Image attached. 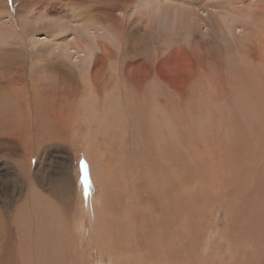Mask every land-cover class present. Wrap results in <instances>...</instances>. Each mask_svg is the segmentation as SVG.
<instances>
[{
    "label": "rangeland",
    "instance_id": "374dc122",
    "mask_svg": "<svg viewBox=\"0 0 264 264\" xmlns=\"http://www.w3.org/2000/svg\"><path fill=\"white\" fill-rule=\"evenodd\" d=\"M44 1L0 0V264H264V0Z\"/></svg>",
    "mask_w": 264,
    "mask_h": 264
},
{
    "label": "bare ground",
    "instance_id": "6f19581e",
    "mask_svg": "<svg viewBox=\"0 0 264 264\" xmlns=\"http://www.w3.org/2000/svg\"><path fill=\"white\" fill-rule=\"evenodd\" d=\"M40 1V0H39ZM41 1H44V0H41ZM58 1V3H59V5H60V7H63V6H65V5H68V3H67V1H65V0H57ZM61 1H64V2H66V4H62L61 3ZM84 1V0H83ZM86 1V0H85ZM45 2V1H44ZM43 2V3H44ZM52 2V1H51ZM75 2V1H74ZM73 2V3H74ZM88 2V1H87ZM158 2V1H157ZM46 3H47V1H46ZM45 3V4H46ZM61 3V4H60ZM42 4V3H41ZM43 5V4H42ZM47 5V4H46ZM48 6V5H47ZM73 6V5H72ZM178 6V5H177ZM67 7V6H66ZM139 7V6H138ZM142 7V6H141ZM141 7H140V9H141ZM144 7V6H143ZM142 7V8H143ZM180 8V7H179ZM64 9H65V7H64ZM107 9V8H106ZM105 10V9H104ZM45 11L44 10H41L39 13H37V14H35V15H33L32 14V19L33 18H35L34 20H35V22L34 23H37L36 21H43V23L44 22H46L47 23V21H48V19L50 18H48V16L47 15H45V14H47V13H44ZM71 12V11H70ZM192 12V11H191ZM50 13V12H49ZM80 13V12H79ZM83 13V12H82ZM74 14V13H73ZM84 14H85V12H84ZM106 15V14H105ZM64 16V15H63ZM82 16V15H81ZM65 17V16H64ZM91 17V16H90ZM186 17H188V16H186ZM72 18H76V16L75 15H72ZM78 18V17H77ZM76 18V19H77ZM82 18V17H81ZM31 19V20H32ZM64 20V19H63ZM52 21V20H51ZM48 22L49 23V26L50 27H55V24L56 25H58V27L59 28H62L63 30L62 31H68V30H70L69 29V26H67L66 24H61V23H57V22H55V21H52V22ZM10 22V21H9ZM94 22V21H93ZM31 24H32V22H30ZM41 23V22H40ZM71 23H72V21H71ZM74 25H77L76 24V22L75 23H73ZM104 26V25H103ZM198 26V25H197ZM47 27V26H46ZM75 27V26H74ZM103 28V29H102ZM108 28V27H107ZM107 28H105V27H101V29H99L98 31L100 32L101 30V32H106L107 31ZM122 28V27H121ZM167 28V27H166ZM52 29V28H51ZM50 29V30H51ZM49 30V31H50ZM53 30V29H52ZM73 30V31H72ZM12 31V30H11ZM11 31L9 30V27L7 26V27H5V28H3V29H1L0 30V35H3L4 37H8V34H9V32L11 33ZM36 31V30H35ZM220 31V30H219ZM54 32V31H53ZM52 32V33H53ZM71 32L75 35V39L73 40V43L75 44V40H78V50H79V47L80 48H82V47H84V46H86L88 43H89V46L91 45V43L93 42V40L95 39V38H97L96 37V29H95V33L94 32H92L91 31V28H90V24H78V26L77 27H75V28H72L71 27ZM124 32V31H123ZM12 33H13V31H12ZM50 33V32H49ZM110 32H108V34H109ZM91 34V35H90ZM95 34V36H93ZM107 34V33H106ZM10 35V34H9ZM33 35V34H32ZM12 36H14V35H12ZM98 36V35H97ZM99 37V36H98ZM48 38V37H47ZM94 38V39H93ZM100 38V37H99ZM103 39V38H102ZM101 39V40H102ZM95 41V40H94ZM33 42V41H32ZM30 43V42H29ZM77 43V42H76ZM135 43H138L137 41H135ZM32 44V43H31ZM43 44V42L41 41V45ZM45 44H48V41H47V43H45ZM45 44H43V45H45ZM71 44L72 43H67V44H65L64 45V47L62 48V51L61 52H58L57 53V58L55 59V58H51L50 60H53L52 62H53V64H55L56 66H57V68H56V70H59V68L62 66V64L61 63H59V60H61L62 61V58H68V56L67 55H64V56H62V52L64 51V50H66V48H68V47H72V49H73V46H71ZM95 44H97V40H96V43ZM130 44H131V42H130ZM133 45V44H132ZM131 45V46H132ZM32 46V45H31ZM94 46V45H93ZM50 47V52H52L53 51V49H52V45L51 46H49ZM77 47V46H76ZM98 47V46H97ZM17 48V47H16ZM33 48V47H32ZM54 48V47H53ZM99 48H100V46H99ZM131 48H133V47H131ZM45 49V48H44ZM43 49V50H44ZM54 49H56V48H54ZM85 49H87L86 47H85ZM90 49V52L89 53H91L95 48H89ZM125 49H127V48H125ZM128 49H129V47H128ZM13 50V49H12ZM96 50H97V48H96ZM96 50H94V51H96ZM99 50V49H98ZM106 50V49H105ZM46 51V50H45ZM44 51V52H45ZM55 51V50H54ZM80 51V50H79ZM82 51V50H81ZM94 51H93V53H94ZM43 52V51H42ZM42 52H40V54L42 53ZM102 52V51H101ZM77 53V52H76ZM88 53V50H87V54H89ZM38 54V53H37ZM48 54V53H47ZM47 54H45L46 56H47ZM54 54V53H53ZM104 54V53H103ZM121 54H123V53H121ZM126 54V53H125ZM106 55H108L109 56V54H106ZM39 56V55H38ZM37 56V57H38ZM50 56H52V54H50ZM114 56H117V55H114ZM42 57V56H41ZM129 57V56H128ZM43 58V57H42ZM41 58V59H42ZM64 58V59H65ZM109 58H110V56H109ZM36 59H38V58H36ZM118 60V59H117ZM42 61H43V59H42ZM47 61H49V60H47ZM126 61H128L127 59H126ZM45 62V61H44ZM51 62V61H50ZM49 64V63H48ZM20 65V64H19ZM40 65V64H39ZM50 65H51V63H50ZM49 65V66H50ZM42 66H43V64H42ZM48 66V65H47ZM131 67V66H130ZM35 68V67H34ZM44 68V70H45V68L46 67H43ZM4 69V68H3ZM131 69V68H130ZM67 70V69H66ZM3 71V70H2ZM49 72V71H48ZM62 72V71H61ZM3 73V72H2ZM5 74V73H4ZM49 74H50V72H49ZM59 74V73H58ZM58 74H57V76H58ZM2 75V74H1ZM121 76V75H120ZM59 78V77H58ZM57 78V79H58ZM63 78V77H62ZM63 80V79H62ZM4 82V81H3ZM6 82V81H5ZM14 84V83H13ZM10 85V84H9ZM9 85H5L4 87H3V89L5 90V88H9ZM12 88V87H11ZM2 89V88H1ZM9 91V90H8ZM12 91V90H11ZM12 93V92H11ZM3 95V94H2ZM26 98V97H25ZM21 99V98H20ZM24 99V98H23ZM257 99V98H256ZM22 101V100H21ZM257 101V100H256ZM262 99L260 98V96H259V99H258V101H257V103H255L256 104V106L257 105H259V106H264L263 104H264V101H262ZM21 103V102H20ZM25 104V103H24ZM9 106V105H8ZM261 106V107H262ZM63 108V107H62ZM64 109V108H63ZM262 109V108H261ZM59 110H61L60 108H59ZM262 111V110H261ZM53 113V112H52ZM72 113V112H71ZM60 114H61V112H60ZM64 114H66V113H64ZM68 115V114H67ZM263 115V114H262ZM62 116V115H61ZM69 116V115H68ZM71 117V116H70ZM6 235V234H5ZM9 235V234H8ZM11 237V236H10ZM3 239H5V236H4V238ZM0 242H2V244H4V245H6V243H7V240H2V241H0ZM108 264H111V263H108Z\"/></svg>",
    "mask_w": 264,
    "mask_h": 264
},
{
    "label": "snow or ice",
    "instance_id": "6c2138e0",
    "mask_svg": "<svg viewBox=\"0 0 264 264\" xmlns=\"http://www.w3.org/2000/svg\"><path fill=\"white\" fill-rule=\"evenodd\" d=\"M10 2H11V0H10Z\"/></svg>",
    "mask_w": 264,
    "mask_h": 264
}]
</instances>
